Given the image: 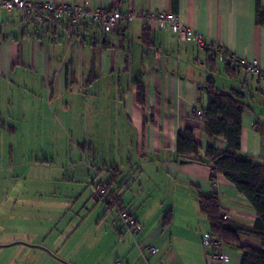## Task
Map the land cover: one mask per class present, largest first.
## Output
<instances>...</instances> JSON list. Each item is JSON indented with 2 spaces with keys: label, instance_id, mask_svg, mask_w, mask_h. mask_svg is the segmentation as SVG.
<instances>
[{
  "label": "crops",
  "instance_id": "0c3cea01",
  "mask_svg": "<svg viewBox=\"0 0 264 264\" xmlns=\"http://www.w3.org/2000/svg\"><path fill=\"white\" fill-rule=\"evenodd\" d=\"M54 1L137 15L173 12L207 41L264 68V27L257 23L258 2L264 11V0ZM146 27L140 16L103 32L91 21L53 23L19 10L0 12V137L7 140L4 148L0 144V186L14 188L0 196V204L9 209L0 205V264H224L204 244L210 225L199 195H218L221 212L231 221L252 225L257 219L252 204L223 174L213 178L211 166L180 159L177 147L179 132L188 129L205 155L208 140L195 110L207 108L206 83L212 76L217 89L245 95L241 155L264 163V78L232 60L228 69L231 56L220 59L169 29L149 28L148 47L143 43ZM214 55L216 62L211 61ZM141 86L144 102L138 101ZM82 104H87L88 117L75 112L64 126L65 137L59 131L57 136L70 140V147L77 145L70 150L78 157L70 158L68 148L67 161L57 164L47 143L54 134L49 119ZM18 134L35 139L28 144L27 161L16 157ZM216 146L225 150V139L218 137ZM34 149L40 157L33 161ZM31 168L63 172L61 178L44 177L46 188L52 187L48 181L72 188L34 191L33 211L24 214V195L19 201L11 194L17 193L18 181H28ZM67 170L72 171L68 178ZM108 182L106 194L99 195L98 188ZM62 198L68 210L74 209L71 202H80L77 198L82 207L68 226L53 228L43 215H50L49 208ZM124 210L142 226L139 233L121 221ZM241 242L264 247L248 236H241ZM152 247L158 251L152 253ZM226 251L227 264H241L240 251Z\"/></svg>",
  "mask_w": 264,
  "mask_h": 264
},
{
  "label": "trees",
  "instance_id": "16d2710c",
  "mask_svg": "<svg viewBox=\"0 0 264 264\" xmlns=\"http://www.w3.org/2000/svg\"><path fill=\"white\" fill-rule=\"evenodd\" d=\"M257 14L258 25L264 27V11L259 2ZM47 20L53 23L62 21L49 17ZM149 32L150 29L146 27L143 34V43L148 47L152 45ZM223 56L227 60L231 55L224 50ZM211 61L216 62L215 55ZM226 63L230 69L231 59ZM206 88L208 105L203 110V116L199 117L208 140L205 155H201V145L196 141L193 131L187 129L178 134L177 156L190 163L211 166L214 171L213 178L217 173L223 174L252 204L257 219L252 225L239 224L224 218L218 195H199L200 210L210 225L209 234L220 240L225 248L240 251L241 264H264V249L241 242V236H248L264 244V163L254 157L241 155L242 119L247 108L245 95L236 90L224 92L217 89L212 76L208 77ZM144 99L145 91L141 86L138 101L144 102ZM218 137L225 139L227 144L225 150L217 148ZM105 186L109 189L110 183ZM170 220L171 214L168 213L164 220L165 224H169Z\"/></svg>",
  "mask_w": 264,
  "mask_h": 264
},
{
  "label": "built area",
  "instance_id": "2783aa9c",
  "mask_svg": "<svg viewBox=\"0 0 264 264\" xmlns=\"http://www.w3.org/2000/svg\"><path fill=\"white\" fill-rule=\"evenodd\" d=\"M10 10H19L36 20L49 17L54 18L55 20L67 19L68 21H71L72 24L91 21L103 32L115 31L126 24L127 21L140 16L146 22L147 27L151 30L169 29L176 33L181 41L195 42L200 48L212 51L220 59L224 58L223 48L207 41L201 33L185 26L179 17L173 12L160 10L148 11L144 12L142 15H137L133 11L123 13L105 7L91 10V8L84 3H57L54 0H44L41 2H33L31 0H0V12ZM231 60L235 65L244 68L252 75L264 78V68L257 60L237 57L233 54L231 55ZM195 112L198 117L203 116V110L196 109ZM97 192L99 195L106 194L107 191L105 185L100 186ZM119 216L126 228H129L134 234L141 231L142 226L137 219L130 215L129 211H121ZM224 218H229V216L224 215ZM204 244L211 248L210 256L215 261L224 264L229 263L230 257L226 251L227 248H225L220 240L207 234L204 237ZM157 251L156 247L151 248L152 253H156Z\"/></svg>",
  "mask_w": 264,
  "mask_h": 264
},
{
  "label": "rangeland",
  "instance_id": "374dc122",
  "mask_svg": "<svg viewBox=\"0 0 264 264\" xmlns=\"http://www.w3.org/2000/svg\"><path fill=\"white\" fill-rule=\"evenodd\" d=\"M87 106V104H82L80 107H70V110L69 112L65 113V111H61L58 110V116H53L54 119H49L50 120V130L49 132H53L54 134L53 135H50L51 138H49L47 140V143L49 145V150L50 152L52 153H55L56 155L55 156V159H56V163L57 164H61L63 161L65 162V159H66V153L67 152V149L69 148V152H70V158H72L73 160H75L78 156L75 157L74 154H72L73 152L70 150L71 148H77V145H74L73 144V147L69 146L71 143V141L68 139L65 138V140L63 139H60L58 138V131L59 132H62V134H64V137H65V125L68 123V118L73 115L75 112H78L79 111V114H82V115H85L88 117V111L87 113L85 112L88 108L85 109V107ZM13 141V139H11ZM4 144L6 143V138L4 137V135L2 134V137H0V144L1 146L3 147V142ZM34 142L35 139L33 138V140L27 138V139H22L21 138V134H18V139H16V144H15V151H16V157L19 158L20 160H29L30 157H31V152L29 151L28 147H29V142ZM77 141V140H76ZM83 141H81L82 143ZM35 144V143H34ZM69 144V145H68ZM31 147H35V145L31 144ZM4 148V147H3ZM34 152H35V157L32 159L34 161V159L36 158V156H39L40 157V152L39 151H35L34 149ZM46 152V150H45ZM68 152V153H69ZM18 159V160H19ZM67 161V159H66ZM27 172H29V167H27ZM68 173H66L65 171V174H66V177L68 178L72 171L71 170H67ZM29 174V173H28ZM63 172L58 170V169H54L53 171H46L44 169H38L36 170V168H31V172L28 176V181L25 182L24 179L18 181L19 183L17 184V186L15 187V190L17 191L16 194H11L12 197H14L15 195L19 198V201H23L22 198H21V194L24 195V208L22 209V213L24 214H29V213H32L33 209L31 208L32 205H34L35 203H33V196H34V191L36 190H40V191H43L45 189H48V190H57V191H60V192H64V191H69V189L72 188L71 185L69 184H66L65 186H63V182H61L62 184V187L63 188H60L59 187V182L56 181V182H51V181H48L46 183H49L51 184L52 187H48L46 188L45 187V183H44V177H56V176H59L61 178ZM64 178V176H63ZM43 180V183L41 184H37L36 186V183H38L39 181ZM30 181L33 182V184H30ZM26 183V184H25ZM29 185V186H28ZM24 187V188H23ZM14 189L13 188V184H10V186L8 185H5V186H0V196H3L4 192L6 189ZM91 192L93 191V188L91 187L90 188ZM80 202L79 203H75L74 201L71 202V207H74L73 210H68V206L67 204L64 202L63 198L61 200H59L58 202H56L54 205H52L50 208H49V214L50 215H43V217H46L48 218V222L50 224V226H52L53 228H60L62 229V225L65 224L64 227L68 226V224H66L68 221H69V218L74 216V214L76 212H78L80 210V208L82 207V202L79 198H77ZM21 203V202H20ZM103 205V203H101ZM1 207H2V210L3 211H6L8 212L9 209H7L5 203H1L0 204ZM45 211V210H44ZM113 214L114 216H116V210L113 209ZM84 214V213H83ZM84 216V215H83ZM82 216V217H83ZM34 226H39L40 223H39V220H36L34 223ZM70 225V224H69ZM72 227L69 226L68 229H71ZM55 238L57 236H54ZM53 237V238H54ZM262 243V242H261ZM254 247V246H253ZM261 247V248H260ZM256 248V247H255ZM258 249H264V247H262L261 245L258 247Z\"/></svg>",
  "mask_w": 264,
  "mask_h": 264
}]
</instances>
